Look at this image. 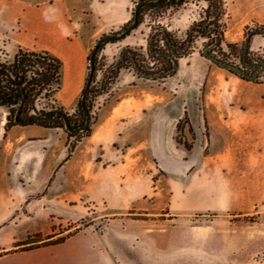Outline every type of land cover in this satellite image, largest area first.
<instances>
[{"label":"rangeland","instance_id":"obj_1","mask_svg":"<svg viewBox=\"0 0 264 264\" xmlns=\"http://www.w3.org/2000/svg\"><path fill=\"white\" fill-rule=\"evenodd\" d=\"M139 1H129L126 22L111 24L102 17V6L95 0H16V3L9 0L8 5L17 4L22 8V21L8 37L0 38V63L11 62L15 55L12 56V52L18 49L72 56L89 41L87 80L89 56L97 41L104 36L121 34L126 23L132 20ZM222 3L224 14L217 23H214L211 12L206 13L208 3L205 0H187L179 6L159 9L146 8L136 28L124 38L104 44L97 52L96 71L89 86V136L99 110L111 98L125 92L133 93L126 94L130 97L146 90L155 95L154 106H184L199 112L200 118L205 120L202 129L198 130L190 123L187 114L183 115L181 132L175 130L174 140L165 138L160 141L162 145L154 147L153 154L144 156L138 164L136 183L139 188H145L146 194L116 215L143 220L148 229L179 226L170 233V244L176 254L185 250L207 256L188 259L187 264L191 261L205 264L210 262V251H223L224 241L214 239L213 231L212 235L207 233L206 227L230 230L226 246L235 251L244 250L245 256L240 258L257 260L264 257V72L248 81L203 55L208 49L209 54L219 60L244 68L243 44L251 36L245 61L256 64L257 68H245V71L254 75L260 70L258 62L264 61V34L258 32L264 31V0H222ZM193 26L197 29L189 39ZM69 29L74 30L77 39H73L74 35L67 36L68 39L65 37ZM205 30L204 35L201 32ZM163 31L180 45L179 48L190 44L187 53L176 60L174 74L163 79L145 78L135 71L130 59H126L117 75L112 74V68L124 50L133 52L135 60L147 74L159 75L166 70L167 60L150 56L148 46L153 36L157 50L168 53ZM131 75L134 81L128 82ZM72 83L67 68L61 81V95L60 90L51 98L42 94L35 100L30 114L45 119L49 117L45 112L53 110L74 120L85 84L70 104ZM131 105L137 104L133 101ZM213 107L233 109V114L219 118L240 119L241 125L244 124L242 120L252 121L245 130L238 129L233 123L225 127L230 137L245 141L221 146L220 141L211 138L215 131L207 125L205 110ZM8 114V108L0 107V124L4 122L5 131L14 127L5 128ZM62 124L63 121H59V125ZM217 134L221 136V132ZM89 136L69 138L68 144L74 143L76 148ZM98 160L100 157L92 156L86 171L76 170V174L83 178L81 181H90V184L84 189L82 183H76L75 197L65 210L51 209L55 194L46 187L24 184L20 196L10 192L9 198L21 207L13 213L12 219L0 225V255L45 246L80 231L103 233L107 219L114 217L103 200L101 179L94 178L100 169L99 165L96 168ZM146 172L152 174L147 176ZM170 202L178 209L185 207L187 210L170 215ZM141 207L148 209L142 210ZM135 230L142 231L143 228L136 227ZM199 236H204L206 241L194 242L193 239ZM72 248L63 245L28 254H11L0 258V264H71L78 258L84 259L83 255L74 259ZM221 256L220 264L231 263L224 254ZM88 261L97 264L93 258Z\"/></svg>","mask_w":264,"mask_h":264},{"label":"crops","instance_id":"obj_2","mask_svg":"<svg viewBox=\"0 0 264 264\" xmlns=\"http://www.w3.org/2000/svg\"><path fill=\"white\" fill-rule=\"evenodd\" d=\"M8 1L0 0V38L8 37L18 24L21 25L22 21V8L17 4L10 6ZM14 1L16 3V0ZM95 1L102 6V17L111 24L128 20L130 0ZM73 35L74 30L69 29L65 37ZM77 38L75 36L73 39ZM89 44L88 41L86 46L79 49L78 54L72 56L59 52L51 53L62 62L61 81L66 69H70L73 78L68 101L70 104L74 102L85 84ZM15 53L16 51H13L12 56ZM127 81H134V76L131 75ZM62 88L61 86L60 95ZM126 94L130 93L117 94L99 110L91 135L83 140L70 155L68 136L63 128L33 124L16 125L9 131H5L4 122L0 124V225L12 219L13 213L21 207V204L13 202L9 197L13 193L20 196L23 193L24 184L48 188L55 194L51 209L65 210L75 197L76 183H82L84 189L90 184V181L89 183L81 181L83 178L76 174V170L86 171L87 162L92 156L100 157L96 163V168L100 166V169L94 178L101 179L103 200L114 217L107 219L103 233L91 230L80 231L67 237L62 243L31 250L7 251L2 253L0 258L11 254H28L53 249L63 245L73 247L71 254L74 259L84 256V259L78 258L71 264H91V261H88L89 258H93L97 264H187L188 259L207 257L198 251L182 250V252L180 250V253L176 254L177 251L170 244V233L176 231L179 226L148 229L143 220L116 216L120 211L133 206L140 196L146 194L145 188H139L136 183L139 177L138 164L144 160V156L154 153L156 145H162L160 141L168 137L174 140L176 126L182 116L187 114L190 123L198 130H201L205 124L199 112L192 111L190 108L184 106L179 108L177 105L154 106L152 101L155 95L146 90H141V93H137L136 96L127 97ZM133 101L137 105H131ZM232 111V108L224 107L205 110L207 125L211 131H215L211 133V138L220 141L221 146L245 141L230 137L229 130L225 127L233 123L238 129L245 130L252 124L250 119L242 120L244 124L241 125L240 119L234 121L226 117H218L231 115ZM217 132H221V136ZM146 174L150 176L152 173L146 172ZM12 187L14 189H11ZM26 206L29 207V204ZM168 206L170 215L176 211L187 210L185 207L176 208L172 202ZM141 209L148 208L141 207ZM136 227H142L143 230L137 231ZM209 228L206 227L207 233L212 235L213 231L214 239L223 240L224 245L222 252L217 249L210 251L208 254L210 262L205 264H220L222 254L231 261L228 264H264V257L257 260L240 258L245 256L244 250L235 251L234 248L226 246L230 239V230L212 228L210 230ZM193 241L203 243L206 239L204 236H199ZM189 264L195 263L191 261Z\"/></svg>","mask_w":264,"mask_h":264},{"label":"trees","instance_id":"obj_3","mask_svg":"<svg viewBox=\"0 0 264 264\" xmlns=\"http://www.w3.org/2000/svg\"><path fill=\"white\" fill-rule=\"evenodd\" d=\"M155 0H140L139 2H143L138 9L137 13V25L142 21V15L146 8L148 9H159L166 8L171 6H179L187 0H182L179 5H175L173 0H160L157 3H153ZM208 3V9L206 13L211 12L213 15L214 23H217L224 14L223 3L222 0H205ZM212 10V11H211ZM134 21V12L133 18L129 22L126 23L124 29H126L132 22ZM135 27V28H136ZM197 29V26H193L191 31L189 32V39H191V34ZM207 30L201 32L202 34L206 33ZM163 36L165 38V43L169 50L168 53H164L162 51L157 50V42L152 36L149 41V54L152 57H160L167 60V69L164 70L159 75H150L144 72L141 66L135 60V55L130 50H124L119 62L112 68L114 71L112 74L117 75L118 71L122 68L123 63L126 62V59H130L131 63L135 71L142 75L145 78L151 79H163L166 76H171L174 74L177 62L176 60L181 56L185 55L190 47V44H186L183 48H179L172 40L171 36L163 31ZM260 33V30L259 32ZM205 35V34H204ZM118 35H108L104 36L105 40L101 42L97 50L93 56V72L90 75V63H89V74L90 82L93 79L94 72L96 71V59L97 52L102 48V46L110 41H117ZM251 36H248L246 41L243 44L244 53L245 45L250 43ZM248 51V49H247ZM246 51V53H247ZM242 53V60H243ZM91 56V55H90ZM89 56V59H90ZM245 59V57H244ZM61 70H62V62L56 56L52 55L48 51H27L23 49H18L11 62L8 63H0V107H6L9 109V114L7 116V122L5 124V128H9L11 126H27V125H42L43 122L51 120L58 111H49L45 112L46 116H49L45 119L41 118L38 115H31L30 111L33 109L35 100L44 94L47 98L53 97L61 88ZM87 77V78H88ZM87 81V80H86ZM90 86V83H89ZM88 86L87 93L85 95L83 103L81 100L78 104L77 116L75 119H71L66 115L68 120L69 128L73 131H67L65 128L64 120L59 117L53 123L44 125L46 127H59L66 130L68 139L72 137H78L80 135L89 136L91 132L90 124L85 130H80L81 127L84 126L87 118H90V110L87 104L88 95L90 94V88ZM18 115L16 117V114ZM62 113V112H60ZM59 121H63L62 125H59ZM181 121L178 122L176 129L178 132H181L182 126ZM191 131V130H190ZM186 148L189 149V146L185 145ZM75 144L68 145V153L69 155L74 151ZM65 241V239L61 238L56 240L53 243L47 245H55ZM46 246V245H45ZM37 248V247H36ZM34 248H28L25 250H31Z\"/></svg>","mask_w":264,"mask_h":264},{"label":"water","instance_id":"obj_4","mask_svg":"<svg viewBox=\"0 0 264 264\" xmlns=\"http://www.w3.org/2000/svg\"><path fill=\"white\" fill-rule=\"evenodd\" d=\"M160 0H155L153 3H157L159 2ZM174 1V4L175 5H179L182 0H173ZM143 2H138L135 6V9H134V21L132 22L131 25H129L121 34H119L117 36L118 39H122L124 38L127 34H129V32H131L137 25V13H138V9L139 7L141 6ZM260 33L264 34V31L260 30ZM105 40V38H101L97 41L96 45L94 46V49L93 51L91 52V56H90V59H89V63H90V75L92 74L93 72V56L97 50V47L98 45L103 42ZM248 49V44L245 45V50H244V53H243V60H242V67L240 66H236V65H233V64H229V63H226L224 61H221L219 60L218 58L212 56L211 54H209V50L206 49L204 52H203V55L205 57H207L210 61H212L213 63H215L216 65L222 67V68H226L240 76H242L243 78H245L246 80L248 81H253L255 80L256 78H258V76L264 72V61H259L258 62V65H261V68L260 70H258L254 75H249L246 73L245 71V68H249L250 65L245 61L244 57L246 55V51ZM89 83H90V76L87 78V81H86V84H85V88L83 90V94H82V98H81V102L83 103L84 101V98H85V95L87 93V90H88V86H89ZM18 115V112L16 114V117ZM59 117H61L63 120H64V124H65V128L67 131H73L69 128V125H68V120L66 118V115L63 114V113H60L58 112L51 120L49 121H46V122H43L42 125H47V124H50V123H53L56 119H58ZM89 122H90V118L88 117L84 126L80 128V130H85L88 125H89Z\"/></svg>","mask_w":264,"mask_h":264},{"label":"flooded vegetation","instance_id":"obj_5","mask_svg":"<svg viewBox=\"0 0 264 264\" xmlns=\"http://www.w3.org/2000/svg\"><path fill=\"white\" fill-rule=\"evenodd\" d=\"M248 64L250 65V67L249 68H246V69L251 70V69L257 68L256 64H253V63H248Z\"/></svg>","mask_w":264,"mask_h":264}]
</instances>
